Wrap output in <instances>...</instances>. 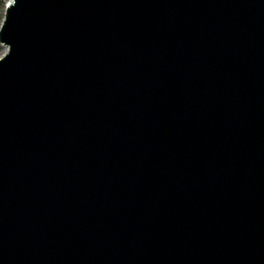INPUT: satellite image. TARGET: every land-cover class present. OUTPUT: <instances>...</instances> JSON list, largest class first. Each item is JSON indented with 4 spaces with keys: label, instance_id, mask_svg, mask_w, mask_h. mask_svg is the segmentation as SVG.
Masks as SVG:
<instances>
[{
    "label": "water",
    "instance_id": "1",
    "mask_svg": "<svg viewBox=\"0 0 264 264\" xmlns=\"http://www.w3.org/2000/svg\"><path fill=\"white\" fill-rule=\"evenodd\" d=\"M0 264H264V0H9Z\"/></svg>",
    "mask_w": 264,
    "mask_h": 264
},
{
    "label": "trees",
    "instance_id": "2",
    "mask_svg": "<svg viewBox=\"0 0 264 264\" xmlns=\"http://www.w3.org/2000/svg\"><path fill=\"white\" fill-rule=\"evenodd\" d=\"M5 2H4V0H0V22H1V20H2V17H3V11H4V9H5ZM3 49V46L2 45H0V53H1V50Z\"/></svg>",
    "mask_w": 264,
    "mask_h": 264
},
{
    "label": "rangeland",
    "instance_id": "3",
    "mask_svg": "<svg viewBox=\"0 0 264 264\" xmlns=\"http://www.w3.org/2000/svg\"><path fill=\"white\" fill-rule=\"evenodd\" d=\"M7 1H9V0H4V2H5V4H7L8 2ZM4 15V14H3ZM3 18V17H2ZM2 52H4V47H3V49L1 50V53ZM1 53H0V55H1Z\"/></svg>",
    "mask_w": 264,
    "mask_h": 264
}]
</instances>
